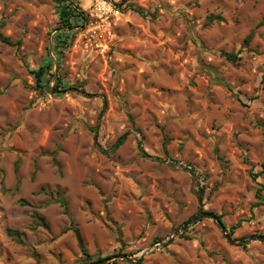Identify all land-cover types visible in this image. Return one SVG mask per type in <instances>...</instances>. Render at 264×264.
Returning <instances> with one entry per match:
<instances>
[{
  "label": "rangeland",
  "instance_id": "obj_1",
  "mask_svg": "<svg viewBox=\"0 0 264 264\" xmlns=\"http://www.w3.org/2000/svg\"><path fill=\"white\" fill-rule=\"evenodd\" d=\"M59 1L0 0L20 41L0 42V264H264L210 218L158 243L200 200L232 239L264 235V0H74L72 30ZM49 59V88L77 91L34 88Z\"/></svg>",
  "mask_w": 264,
  "mask_h": 264
},
{
  "label": "trees",
  "instance_id": "obj_2",
  "mask_svg": "<svg viewBox=\"0 0 264 264\" xmlns=\"http://www.w3.org/2000/svg\"><path fill=\"white\" fill-rule=\"evenodd\" d=\"M58 13H59V19H60V26L62 28H67V30H72L73 29V21H76V19L83 18V13L80 9L74 6V0H61L59 1V6H58ZM134 11L138 14H142V12L138 9H134ZM207 25H211L213 22H219L222 21L223 19L219 15H208L207 17ZM65 31L60 32L59 35L62 37L64 35ZM253 36L252 33H249L247 37L244 39V44L247 45L251 42ZM0 42L10 46V47H19L20 46V41L12 42L8 38L3 37L0 34ZM223 57H225L226 60L230 62H235L239 60V57L235 54H228V53H221ZM52 60L49 59L47 63L43 64L40 66L37 70L31 71V75L33 76L34 80V88L39 90V91H46V92H57L59 95L63 94L69 90L72 91H77L76 87L70 86V85H65L62 83L59 79L56 80V83L53 88H49L48 84L45 83L46 76L48 75L49 71L52 68ZM52 77V75H50ZM3 91L0 90V94ZM83 92V91H81ZM263 132H264V126H263ZM123 139H118L115 148L117 149L122 143ZM61 151V145L59 144L57 148L52 152L51 157H52V162L57 165L56 163V156L57 154ZM192 172V171H191ZM264 173V164L262 165V171L257 173L256 175H251L253 180L256 181L257 177L259 174ZM264 190V186H261L260 189L257 190V198L261 199L260 197V192ZM58 196L57 202L60 203L61 207L63 208V213L68 216V205L66 201L62 198V195L60 193H56ZM36 227L41 226L44 228H47L43 220H41L36 214L33 215ZM220 219V217H219ZM72 233L75 236L77 246L82 254V256L85 258V260L90 259V255L88 254V251L84 245V242L81 238L80 232L78 228L71 222L70 229ZM9 234L12 236L14 233L9 232ZM103 259V258H102ZM101 258H98L97 261H101Z\"/></svg>",
  "mask_w": 264,
  "mask_h": 264
},
{
  "label": "water",
  "instance_id": "obj_3",
  "mask_svg": "<svg viewBox=\"0 0 264 264\" xmlns=\"http://www.w3.org/2000/svg\"><path fill=\"white\" fill-rule=\"evenodd\" d=\"M130 133H127L126 135H129ZM124 136L120 137V139H123ZM199 196L201 197V193L199 194ZM202 218H210L212 219L220 228L221 232L223 233V235L225 236L226 240L230 243V244H236V243H240L243 244L245 242L248 241H264V235H256V236H250L247 239H232L227 233H226V228L224 226V224L222 223V221L219 219L218 216H216L215 214L208 212V211H204L202 209V205H201V200L199 201V208L197 210V212L190 217L188 220H186L178 229H176V231L173 233V235L170 237V239H168V241H166L165 243H162V241H159V244H162L163 247L167 246L168 244H170L172 242V240L177 237L179 234L185 232L190 226H192L193 224H195L196 222H198L200 219ZM141 257H143V255H141ZM127 260V261H131V258H129L127 255H116V256H111V257H107L102 259L101 261H98L96 263H92V264H108L111 261L114 260ZM141 259H137L136 261H140ZM133 261V262H136Z\"/></svg>",
  "mask_w": 264,
  "mask_h": 264
},
{
  "label": "built area",
  "instance_id": "obj_4",
  "mask_svg": "<svg viewBox=\"0 0 264 264\" xmlns=\"http://www.w3.org/2000/svg\"><path fill=\"white\" fill-rule=\"evenodd\" d=\"M102 2V1H101ZM104 3V2H103ZM106 5V4H105ZM97 8V7H96ZM102 11V10H101ZM104 11V10H103Z\"/></svg>",
  "mask_w": 264,
  "mask_h": 264
}]
</instances>
